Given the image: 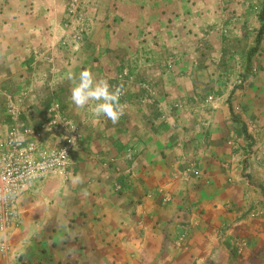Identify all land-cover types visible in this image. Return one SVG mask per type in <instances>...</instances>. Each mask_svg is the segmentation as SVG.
<instances>
[{
  "label": "crops",
  "instance_id": "0c3cea01",
  "mask_svg": "<svg viewBox=\"0 0 264 264\" xmlns=\"http://www.w3.org/2000/svg\"><path fill=\"white\" fill-rule=\"evenodd\" d=\"M85 7L69 26L67 0H0V136L24 93L22 125L56 100L82 129L70 181L22 197L0 264H264V0ZM84 69L123 86L117 123L71 103Z\"/></svg>",
  "mask_w": 264,
  "mask_h": 264
},
{
  "label": "built area",
  "instance_id": "2783aa9c",
  "mask_svg": "<svg viewBox=\"0 0 264 264\" xmlns=\"http://www.w3.org/2000/svg\"><path fill=\"white\" fill-rule=\"evenodd\" d=\"M85 12V0H67L69 26L79 22ZM85 33V29H79L77 39L81 40ZM135 78L131 69L125 66L119 76L120 84H129ZM246 83V78H239L237 89L242 90ZM140 85L145 93L140 100H150L152 91L149 85L145 82ZM121 89L123 95V86ZM24 95L17 101L7 99L6 109L12 125L5 135L0 136V253L6 252L9 239L23 226L22 197L32 190L35 183L51 176L69 180L75 149L82 138L81 126L65 114L62 105L56 100L45 105L35 125H22L21 104ZM134 159L135 153L128 151L125 161L129 167ZM192 172L193 166L188 167L186 173ZM116 189L122 190L120 181L116 183Z\"/></svg>",
  "mask_w": 264,
  "mask_h": 264
},
{
  "label": "clouds",
  "instance_id": "9594fccd",
  "mask_svg": "<svg viewBox=\"0 0 264 264\" xmlns=\"http://www.w3.org/2000/svg\"><path fill=\"white\" fill-rule=\"evenodd\" d=\"M71 103L78 109L90 108L94 116H104L114 124L124 114L125 105L121 104L122 89L114 87L107 79L96 78L90 69H84L78 76L72 73ZM79 180L75 177L73 182Z\"/></svg>",
  "mask_w": 264,
  "mask_h": 264
},
{
  "label": "rangeland",
  "instance_id": "374dc122",
  "mask_svg": "<svg viewBox=\"0 0 264 264\" xmlns=\"http://www.w3.org/2000/svg\"><path fill=\"white\" fill-rule=\"evenodd\" d=\"M116 4V3H115ZM130 69V68H129ZM63 107V106H62ZM64 109V108H63ZM65 112V111H64ZM66 114V113H65ZM48 181H59V182H69L70 181V178H69V180H65L64 178H62V177H59V176H51V177H49L47 180H45L44 182H48ZM39 183H43V182H39ZM34 189H36V187L34 188ZM32 192V190L28 193V195L30 194ZM32 194H33V198L34 197H39L40 196V194H37V192H32Z\"/></svg>",
  "mask_w": 264,
  "mask_h": 264
}]
</instances>
